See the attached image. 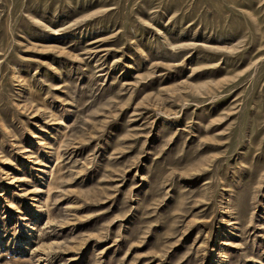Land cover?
<instances>
[{"label": "rangeland", "instance_id": "obj_1", "mask_svg": "<svg viewBox=\"0 0 264 264\" xmlns=\"http://www.w3.org/2000/svg\"><path fill=\"white\" fill-rule=\"evenodd\" d=\"M0 264H264V0H0Z\"/></svg>", "mask_w": 264, "mask_h": 264}]
</instances>
